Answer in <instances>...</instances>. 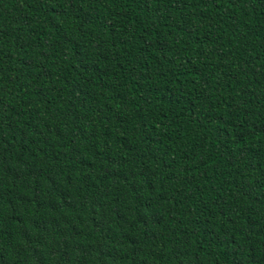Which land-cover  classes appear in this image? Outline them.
I'll list each match as a JSON object with an SVG mask.
<instances>
[{"label":"trees","instance_id":"trees-1","mask_svg":"<svg viewBox=\"0 0 264 264\" xmlns=\"http://www.w3.org/2000/svg\"><path fill=\"white\" fill-rule=\"evenodd\" d=\"M0 264H264V0H0Z\"/></svg>","mask_w":264,"mask_h":264}]
</instances>
